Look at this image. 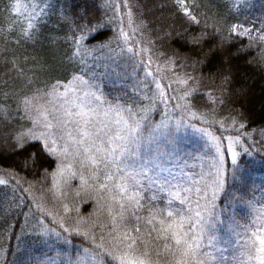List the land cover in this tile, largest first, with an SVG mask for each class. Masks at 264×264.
<instances>
[{"label": "snow or ice", "instance_id": "obj_1", "mask_svg": "<svg viewBox=\"0 0 264 264\" xmlns=\"http://www.w3.org/2000/svg\"><path fill=\"white\" fill-rule=\"evenodd\" d=\"M42 3L43 0H33L32 7L42 13ZM123 3L127 6L128 0H123ZM174 3L185 17L197 25L200 24L196 15L189 10L186 0H174ZM74 7L79 9L75 15L63 17L73 33L70 37L73 53L68 59L82 63L88 53L110 47L106 44L88 47L85 41L94 38L116 18L85 21L88 11L86 4ZM127 16L128 25L131 27L134 25L131 7H128ZM27 19L28 24L22 34L25 39L36 40L40 35L37 27L39 16L33 12ZM119 20L120 35L127 43L131 38L122 27L124 18L120 17ZM131 30L136 32L139 28L132 27ZM213 33L201 30L199 35H192L185 25H181L173 32L165 33V36L166 42L183 40L192 45L193 55L197 57L196 64H202L209 56L221 53L225 57V63L230 64L233 56L243 50L238 49L237 53L228 50L229 39L225 37L216 43L215 48L208 47L205 52L204 47L210 42ZM232 33L264 41V34L254 38L243 25H234L229 36ZM153 43L154 41L148 40L149 45ZM123 51L122 48L121 53ZM127 51L132 52L133 56L125 62L128 70L124 73L116 68L102 74L85 71L87 79L83 75H73L72 80L67 83L59 79L50 84L46 82L45 87H37L33 95H25L17 100L18 107H23L32 127L6 133L5 150L10 141L14 153H29L28 159L20 163L21 169L42 167L41 154L49 159L54 158L55 171L49 173L44 169V173L45 178L48 175L52 177L58 194H62L61 182L65 187H70L71 181L78 179L81 186L91 188L98 194L97 203L103 201L101 210H106L111 225L107 236L97 237L95 224L84 231L76 227V234L87 238L89 246H82V254L77 253L74 259L61 261V264H218L215 254L204 249L215 246L216 225L225 223L222 219L224 209L220 208L217 201L228 190L230 180H240L243 184L238 173L244 172V167L240 163L241 153L236 150L235 145L240 144L243 153L251 156V146H244L242 140V136L247 134L215 136L207 128L196 129L192 121L209 125L219 123L220 128L224 129L223 121L206 119L209 112H214L211 105L217 102L223 104L224 100L213 98L211 92H201L196 86L198 82L195 77H177L175 81L186 86L175 97L178 101L175 107L187 116V122L183 115L171 125L164 118L157 122L153 114L157 110L158 102L164 105V117L168 115L167 104L170 100L166 99L168 93L165 85L161 83V79L167 77L161 75L158 79L149 70L140 78L145 63L148 66L153 64L151 55L146 62L143 58L144 53L152 51L150 47H142L139 54L132 48ZM161 55H167L173 67L183 59L178 56L176 49ZM110 59L116 63L114 58ZM156 72L161 73L159 65L156 66ZM112 76L120 78L121 83L113 85L112 91H106L105 80H111ZM128 77L132 78L131 85L126 83ZM189 80L192 81L191 85ZM34 83L33 80H28L29 85ZM171 87L170 81L167 88ZM9 99L12 97L5 93L4 103ZM199 109L204 111L198 115ZM6 112L4 104L0 103V113ZM232 124L234 128V118ZM244 127V124L239 125L240 129ZM188 128L205 134V146L212 151L209 169L207 172L201 170L197 174L198 178L181 168V163L186 164V161L177 155L180 151L178 135ZM161 137L171 145V151L161 146ZM34 142H40L37 152L30 151L35 146ZM142 148L146 149L143 154ZM173 157H176L175 167L180 174L173 173L166 166V161ZM165 172L168 175H164ZM12 179L15 180L14 175ZM16 182L19 184V181ZM4 183L6 182L0 180V184ZM21 191L28 189L21 187ZM161 193L165 195L161 196ZM237 199L248 205L252 204L250 200L244 201L242 196L232 197L229 206L233 212ZM35 207L41 213L46 211L40 203ZM63 207L66 212L71 211L66 204ZM142 212L146 214L142 215ZM46 214L56 220L52 212L48 211ZM230 220L231 231L238 234V230L244 228L246 233H250L242 246L247 259L240 261V264H264V212L243 225L235 216L230 217ZM37 223L41 225L36 231L37 237L44 238L52 233L53 230L39 218ZM57 223L63 227V218ZM22 231L26 233L27 229ZM64 231L69 229L64 228ZM56 235L59 237L62 233L57 232ZM64 240L66 243L70 242L67 237ZM51 264L56 262L51 261Z\"/></svg>", "mask_w": 264, "mask_h": 264}, {"label": "trees", "instance_id": "obj_2", "mask_svg": "<svg viewBox=\"0 0 264 264\" xmlns=\"http://www.w3.org/2000/svg\"><path fill=\"white\" fill-rule=\"evenodd\" d=\"M186 3L200 21L199 25L185 17L174 0H128L127 6L123 0H87V3L86 0H43L40 5L44 9L42 13L32 7L33 0H0V103L7 109L6 113H0V180L6 182L0 184V212H3L0 215V264H35L41 253L55 256L61 263L69 258L74 259L77 253L82 254V246H89L87 238L77 235L71 229L65 232V223L61 227L58 220H53L52 216L46 214L52 203L57 204L54 200L52 177L48 175L45 178L44 173V169L49 173L54 172V158L49 159L41 154L42 167L21 169L20 163L28 159L29 153H14L10 141L5 150L6 133L27 129L32 125L23 107H18L16 101L25 95H33L35 89L44 88L46 82L50 84L59 79L66 83L73 75H83L87 79L85 71L102 74L116 68L124 73L128 70L125 62L133 56L132 52L127 51L128 48H132L137 54L142 47L152 49L150 53H144L143 58L146 62L151 55L153 64L148 66L145 63L140 78L149 70L158 79L161 75L169 76L174 91L177 92V77H195L198 82L196 86L201 92H211L212 97L217 100L223 98V104L217 102L211 105L214 112H209L206 119L223 121L224 129L228 131L221 129L219 123L209 125L194 122L219 136L246 133V136H242L243 144L251 146L252 155L243 153L241 145L237 144L236 150L241 153L240 163L244 167V172L238 175L243 184L240 180H230L221 202L242 196L244 201L250 200L253 205L264 196V41L249 39L246 35L237 36L235 33L229 36L234 25L243 24L260 29L256 34L250 33L254 38L264 34V0H186ZM82 4H86L88 10L85 21L96 18L116 19L94 38L85 41L88 47H98L101 44L110 47L90 52L82 63H77L68 59L73 53L70 39L73 33L63 17L75 15L79 9L74 6ZM128 7L132 9L134 20L131 27L128 25ZM33 12L39 16L37 27L40 35L36 40H28L22 32L27 27V17ZM120 17L124 18L122 27L126 28L124 31L131 38L127 43L120 35ZM181 25H185L192 35H199L201 30L213 33V29H216L210 42L204 47L205 52L208 47L215 48L216 43L225 37L229 39L228 50L233 53H237L238 49L243 51L234 55L230 64L225 63L222 53L209 56L202 64H196L197 57L193 55L192 45L183 40L166 42L165 33L173 32ZM132 27H138L139 31L133 32ZM148 40L154 43L149 45ZM122 48L124 51L121 53ZM171 49H176L178 56L183 57L176 67L169 63L167 55H161ZM157 65L161 69L160 74L156 72ZM29 79L35 83L29 85ZM148 79L151 80V77ZM132 82V78L128 77L127 85ZM120 83V78L112 76L111 80H105V90L112 91L113 85ZM161 83L168 93L166 99L173 101L180 94V91L172 94L170 88H167L168 79H161ZM191 84L192 81L189 80V85ZM184 87L186 86L181 89ZM5 93L12 97L6 103L3 101ZM175 101L178 102L176 99ZM202 111L204 109H199L198 115ZM163 112L164 105L158 102L154 119H160ZM232 118L235 119L234 128ZM240 124L245 127L240 129ZM34 143L31 152L39 151L40 142ZM9 173L15 176V180ZM74 184L75 181L71 183ZM21 187L28 191H21ZM69 199L75 204L72 212L82 215L90 227L97 225L94 229L97 237L107 236L111 225L106 216L96 214L98 203L95 197L72 193ZM237 202L246 204L239 199ZM37 203L44 207V213L35 207ZM71 213L67 217L72 220ZM37 218L53 230L49 236L37 237L36 231L41 227ZM22 229H27V232ZM57 232L62 233V236L58 237ZM64 237L70 242L66 243Z\"/></svg>", "mask_w": 264, "mask_h": 264}, {"label": "rangeland", "instance_id": "obj_3", "mask_svg": "<svg viewBox=\"0 0 264 264\" xmlns=\"http://www.w3.org/2000/svg\"><path fill=\"white\" fill-rule=\"evenodd\" d=\"M243 26L244 28L249 29L250 33L256 34L260 31L259 28L254 27L252 25L243 24ZM124 29L126 30V28ZM167 79L169 80V82L171 81L169 76H167ZM175 84L176 87L179 89L177 92H179L180 89L184 86L176 82ZM174 89L175 88L173 87L172 84L170 91L172 92V94L173 93L177 94V92H175ZM62 90L63 89H61V91ZM175 105H176V101L174 97V100L173 101L170 100V102L167 104V112H168L167 117H164V112H163L162 117L156 121L159 122L162 118H164L171 125L175 122V120L179 119L183 115L185 121L187 122V116L181 112V109L176 108ZM192 123L195 124L196 129L205 128L203 126H200L194 121H192ZM208 131L212 135L219 136L210 130ZM177 139H178V144L180 146V151L177 155L180 158H182L183 161H186V164L183 162L181 163L180 165L181 168H183L186 172L190 171L192 175L196 178H198L197 174L201 170L207 172L212 161V151L205 146V141L207 139L205 134H202L201 132H198L195 129L188 128L182 131L181 133H179ZM160 144L162 147L167 148L168 151H171V145H168L167 141L163 137H161L160 139ZM236 146L237 144L235 145V147ZM145 151L146 149L144 148L141 149L142 154ZM175 163H176V157H173L171 158L170 161H166V166L170 168L173 173L180 174L179 170L175 167ZM0 174L2 173L0 172ZM117 175H119V173H117ZM164 175H168V173L165 172ZM74 181L76 184L71 185L70 187H65L61 182L60 193L62 194H58L56 188L54 187V191H53L54 200L57 201V204L55 203V205H53L52 203L50 205L51 208L49 209L50 212L53 213V216L56 217V220H60L61 218H63V223H65L67 229H71L74 231L76 227H79L81 231H84L86 228L90 227L89 222L85 218L83 219L82 215H76L77 212L76 213L72 212V208H74L75 204L71 203V200L69 199V195H71L72 193L77 194V192H79L80 193L79 195L81 194L90 195L92 197H95L97 201L99 199V196L91 188H85L81 186L80 181L78 179L72 180L71 183ZM101 182H103V180ZM145 183L147 182L145 181ZM72 186L75 187L71 189ZM104 195H106V193ZM163 195L165 194L161 193V196ZM222 196H224V194L221 195L220 200H218L217 203L220 205V208L224 209V214L222 216V219L225 220V223L216 225L215 235L217 236V240L215 241V246L211 249L205 248L204 250L212 251L217 257L218 264H240V261H246L247 259V257L243 254L245 252V249L242 246L245 244L247 236L250 233H246L244 228H240L238 230V234L236 232L231 231L230 229L232 227V223L230 217L235 216L236 219L240 220L242 225L250 222L254 217L258 216L261 212H264V196H261L260 199H258L257 202H255L253 205H248V204L241 205L240 203L237 202L234 212L230 209L229 201L221 202ZM102 203H103L102 200L100 201V203H98L96 214L106 216V218L110 222L106 210H101ZM65 204L68 206L69 209H71L70 213L72 212L71 213L73 218L72 220L67 217L69 212H66L64 210L63 205ZM257 222L259 223L260 221ZM206 241H207V237H205V242ZM225 257L227 259H223ZM233 257H237L238 259L234 260ZM51 261H55L56 264H61L55 256H51L50 254H45V253H41L40 255H38L35 264H51Z\"/></svg>", "mask_w": 264, "mask_h": 264}]
</instances>
